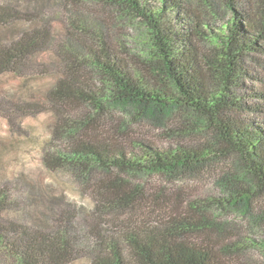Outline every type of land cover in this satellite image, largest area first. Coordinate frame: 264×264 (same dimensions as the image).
Instances as JSON below:
<instances>
[{"label": "trees", "instance_id": "16d2710c", "mask_svg": "<svg viewBox=\"0 0 264 264\" xmlns=\"http://www.w3.org/2000/svg\"><path fill=\"white\" fill-rule=\"evenodd\" d=\"M106 1L146 27L149 52L129 63L97 35L95 49L86 57L78 52L79 58H63L71 64L67 78L56 83L48 99L102 112L122 109L149 119L183 112L205 124L215 138L203 149L164 148L138 139L129 149L105 137L77 138L63 146L53 138L44 154L45 166L50 171L71 169L83 177L97 210H102L109 207L104 204L106 183L92 182L91 170L184 176L235 156L251 180L236 176L231 183L222 177L220 185L229 195L225 203L255 221L257 196L264 195V0H221L219 10L210 14L189 10L186 0ZM79 2L70 0L74 6ZM206 16H223L221 28L206 30ZM14 20L22 19L0 10V25ZM47 40L37 31L0 47V76L22 75L26 61L45 50ZM203 42L211 45L209 52L201 49ZM83 68L96 70L109 91L94 90L80 74ZM13 207L0 189V252L20 264H72L81 257L78 240L67 230L70 220L59 231L42 232L21 214L11 215ZM202 207L189 209L194 218L170 221L162 229L129 225L122 240L97 235L91 264H228L214 246L184 238L205 229L193 212H202ZM171 211L178 214L176 207ZM259 246L264 257V243Z\"/></svg>", "mask_w": 264, "mask_h": 264}, {"label": "rangeland", "instance_id": "374dc122", "mask_svg": "<svg viewBox=\"0 0 264 264\" xmlns=\"http://www.w3.org/2000/svg\"><path fill=\"white\" fill-rule=\"evenodd\" d=\"M220 1L186 3L189 10L210 14V10H219ZM0 10L22 19L0 25V47L37 31L48 39L46 49L26 61L22 75L0 76V189L14 206L11 215L21 214L28 225L42 232L59 231L70 220L67 230L78 240L81 252L72 264H91L98 248L97 235L122 240L125 227L135 224L162 229L170 221L194 218L189 209L203 205L202 212H193L205 229L187 233V241L214 246L228 264H264L259 246L264 243V195L257 196L254 221L229 208L225 203L228 192L220 185L222 177L231 183L236 176L251 180L235 156L184 176L91 170L92 182L106 183L104 204L109 207L102 210H97L91 186L83 177L71 169L50 171L45 166L44 154L53 138L65 146L77 138L105 137L129 149L137 139L164 148L203 149L212 143L214 133L183 112L149 119L122 109L102 112L48 99L56 83L67 78L70 63L63 58H79L78 52L86 57L95 49L91 47L97 35L106 38L129 63L136 55H146L151 47L146 45L144 25L106 0H80L75 6L70 0H0ZM206 17V30L221 28L223 16ZM201 49L209 52L211 45L203 42ZM80 74L94 90L109 91L96 70L83 68ZM112 185L115 189L111 190ZM0 264L20 263L0 252Z\"/></svg>", "mask_w": 264, "mask_h": 264}]
</instances>
